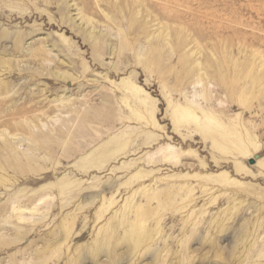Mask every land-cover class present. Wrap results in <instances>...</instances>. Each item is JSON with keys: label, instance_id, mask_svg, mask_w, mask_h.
Returning <instances> with one entry per match:
<instances>
[{"label": "rangeland", "instance_id": "obj_1", "mask_svg": "<svg viewBox=\"0 0 264 264\" xmlns=\"http://www.w3.org/2000/svg\"><path fill=\"white\" fill-rule=\"evenodd\" d=\"M193 101L258 147L176 128ZM64 181L71 199L31 197ZM18 189L27 233L0 264H264V0H0V204Z\"/></svg>", "mask_w": 264, "mask_h": 264}, {"label": "bare ground", "instance_id": "obj_2", "mask_svg": "<svg viewBox=\"0 0 264 264\" xmlns=\"http://www.w3.org/2000/svg\"><path fill=\"white\" fill-rule=\"evenodd\" d=\"M189 72L191 73L190 70ZM201 80L202 78L198 77L195 82L200 83ZM125 87L131 90L132 94L139 96L138 94L139 90L137 88L130 86H125ZM205 98L208 99V97ZM144 99L145 98H142L141 100ZM138 107L146 109L145 111L146 115H148L151 118L148 121L154 124V121L152 120V115H153L152 106L149 105L147 106L144 104V102H140ZM173 117L175 119L174 126L176 128L183 126V127H190L189 129L191 131L198 129L201 132H203V134L206 136L208 135L210 136L213 135L214 133H218V136L215 137L213 136V138L212 136L210 137L211 140H213L214 145H217L218 147L223 149H227L231 152H237L241 156L245 157L249 155L252 150L258 147V144L256 142H248L245 140V135L242 133V131H240L242 129L239 128V131L237 129L238 123L234 122L229 118L223 117L222 115L218 114L217 111H212L211 109L205 108L203 106L201 107L197 103V101H193L191 103H187L182 106L176 105L175 110L173 111ZM190 123H194L193 126L190 125ZM151 137L152 135L145 134L144 136H142V140H143L142 142L147 144L148 142L151 141ZM118 140H119L118 144L116 143L117 140L107 142L106 144L105 143L102 144L98 148V150L94 152V155L83 159V162L87 164V166H83L82 169L88 170L91 167L100 168L104 160L111 158L113 155L120 153L126 146L131 145V143H128V139L126 138L125 139L122 138ZM79 145H80L79 147L80 150L85 149L84 144L81 143ZM158 152L160 153L159 159L169 160V161H178V159L182 155L180 154L179 151L177 152V150L169 149V147L160 149ZM221 177L224 181H226L224 176L221 175ZM74 187H76V185H73L71 183L65 181L59 182L58 184L55 185L52 184L50 186H46L40 189L39 191L35 190L31 192L32 194L31 197L35 201L38 192L48 189L50 191L55 190L61 195L68 194V196L70 197L69 199H71L73 194L75 193L73 191ZM23 194H24L23 190L18 189L17 191L13 192V198L7 200L6 203L4 204H0V250L10 243L19 242L20 240L23 239L24 234L27 233V230H24L22 226V222L28 220V218L23 216V211L24 209H26V207L22 206L20 201V197L24 196ZM37 201H41V198H39ZM64 205H65V198H62L60 207H63ZM30 210L38 211L36 206H33ZM126 219H127L126 216H124L122 219L123 223L126 221ZM114 230L115 229L108 228V231L113 232ZM53 239H55V237ZM131 249L132 248L130 247L129 250ZM45 253H46L45 249L42 251H35L38 260L32 261L31 263L40 264L39 260L45 257ZM28 263L29 262L27 261L18 260L15 257H11L9 262V264H28Z\"/></svg>", "mask_w": 264, "mask_h": 264}]
</instances>
